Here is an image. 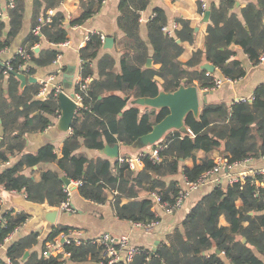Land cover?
Masks as SVG:
<instances>
[{
    "label": "trees",
    "instance_id": "1",
    "mask_svg": "<svg viewBox=\"0 0 264 264\" xmlns=\"http://www.w3.org/2000/svg\"><path fill=\"white\" fill-rule=\"evenodd\" d=\"M47 1L57 8L63 0ZM150 1L120 0L118 24L124 33L118 41L123 53L121 71L116 70L114 55L106 53L99 58L98 77H94L93 62L99 57L104 42L100 34H89L86 46L79 52L81 78L88 79V86L82 92V106L61 157L52 145L35 154L25 152V134L53 125L52 119L59 116L61 107L54 90L47 98H37L29 104L28 95H39L42 85L33 83L23 90L17 74L32 76L38 68L53 64L58 53L56 48L36 53L34 47L43 38L52 44L67 40L70 29L87 24L100 10L103 0H83L81 13L74 21H68L65 14L57 12L52 21L42 25L36 33L39 9L32 31L21 44L22 53L18 50L11 59L14 71L7 76L0 74V136L3 138L0 166L15 155H21L16 163L0 169L3 195L23 191L30 201L61 207L70 198L63 181L66 176L81 183L79 192L87 200L105 204L109 202L111 192L115 194V211L120 219L148 224L160 219L153 210L157 202L155 196L160 205H173L177 201L182 185L176 179L167 181L165 178L179 174L182 163L188 158L196 161V151H204L205 156L193 167H184V178L189 182L199 180L213 168L215 151L229 164L264 159V84L257 87L250 100L231 104L207 102L198 116L188 113L184 119L187 132L173 129L153 146L152 151L143 152L141 171L136 172L128 162H123L119 163L118 174L113 175L109 159L77 155L76 151L82 146L101 150L106 145H131L151 133L170 113L167 107L144 111L130 107L131 97L155 98L161 92L174 93L183 86H195V82L202 89L212 90L214 76H208L201 68L205 61L219 71L216 75L233 80L244 77L246 70L241 61L233 59L232 45H240L254 64L260 62L264 53V0H247L241 16L234 11L241 0H222L218 6H211L205 47L196 51L186 63L179 59L185 49L184 43H192L196 37L189 20L177 18L182 28L169 35L164 31L167 15L158 7L148 21L147 38L141 36V13ZM11 2L8 24L0 14V51L11 46L24 23L25 0ZM35 4L41 7L43 1L36 0ZM150 58L157 68L146 67ZM23 65L25 68L19 71ZM3 66L0 62V68ZM106 89L110 92L106 93ZM34 108L40 111L38 116L31 115ZM155 149L159 160L153 157ZM45 162L55 163L58 170L43 169L38 179L33 176L35 170L30 175L25 173V168L30 170ZM145 188L151 197L141 198L140 193ZM122 198L129 201L121 204ZM2 217L5 220L0 223V246L17 227L26 224L29 216L25 211L9 209L3 211ZM222 218L228 223L225 228L220 226ZM181 225L175 227L166 242L155 251L138 247L130 261L121 259L116 264H227L226 261L230 264H264V176L249 177L244 182L228 185L214 184L189 210ZM68 230L66 226L55 227L43 241L44 248L40 253L34 249L39 243V232L31 230L15 237L7 251L11 264H59L61 256H45V246L61 234H67ZM64 247L70 252L72 263L94 261L100 264L103 261L104 248L90 240L82 245ZM26 252L30 254L24 259Z\"/></svg>",
    "mask_w": 264,
    "mask_h": 264
},
{
    "label": "crops",
    "instance_id": "2",
    "mask_svg": "<svg viewBox=\"0 0 264 264\" xmlns=\"http://www.w3.org/2000/svg\"><path fill=\"white\" fill-rule=\"evenodd\" d=\"M36 0H25V12H24V23L23 27L11 44V46L5 50L0 51V62L5 63L7 61H11L14 54L21 49V44L23 40L28 36V34L32 31L35 24V17L37 16V12L40 9L39 17L46 16L50 10H53L56 14L57 12H62L66 15L68 21H74L77 17H79L81 13V6L83 0H63L61 4L57 8H53L50 6V1H43L41 7L39 5L36 7ZM222 0H207L208 10H210L211 6H218ZM255 1V0H251ZM12 3V2H11ZM10 0H0V14L5 20V22L9 23L8 18V8L12 7ZM119 3L120 0H103L102 6L100 10L94 15V17L87 23L81 26H74L70 29L69 38L71 41L70 47H65L62 50L63 57L59 63H53L49 66L38 68L35 75L27 76V77H36V84H41V81L48 80L50 76L56 75L57 83L61 84L64 88V91L68 94L77 93V89L79 88V83L84 81L81 78V67L82 60L80 57V50L84 48L87 44L88 36L90 33H98L104 36V42L107 37H111L114 39L112 48H101L99 53V57L93 62V66L95 68L94 77H98V60L99 58L106 54H112L116 58V70L119 72L122 70L121 59L123 57V53L119 49L118 41L124 36L123 31L119 28L118 17H119ZM247 5V0H241L237 3L235 8V13L241 16V9H243ZM164 9L167 15V26L173 29V34L176 29H181L182 25L177 22V18H183L190 21L191 26L194 28L196 37L195 41L185 42V49L181 56L179 57L180 61L183 63L188 62L194 55V53L198 50H203L205 47V41L207 36V29L210 23L209 21H204V15L201 13V8L199 4V0H151L148 7L141 13V36L146 39L147 38V24L151 17L155 14L156 8ZM174 24H177V27L174 28ZM9 27V25H8ZM35 52L39 53L43 49L47 48H55V45L50 43L46 38H43L41 43L34 47ZM232 49L235 52L233 55V59H237L242 62L246 74L244 77L234 80L232 83H224L221 87L212 89V93L208 95V103H221L226 102L231 104L237 99L240 98H249L251 99L254 95L255 90L261 84H264V61L254 64L248 55L244 52L243 48L238 45H232ZM264 54V53H263ZM262 54V55H263ZM261 59V57H260ZM207 63L206 61L203 63ZM153 67H158V65L152 64ZM216 70L213 75L218 78H225L220 75H216ZM24 74V73H23ZM8 75V74H7ZM4 75V76H7ZM216 75V76H215ZM162 82L161 79H159ZM33 84L32 82H27V84L21 88L24 90L29 85ZM195 86L198 88L199 93V101H200V110L199 114L202 110L203 105V92L208 89H202L197 82H195ZM51 90L49 91V93ZM106 93H109V89H106ZM48 93V94H49ZM118 94H121L119 92ZM29 100L28 103H32L33 101L38 99H45V97H40L39 95H28ZM128 97V96H126ZM47 98V97H46ZM129 106L139 107L142 111L144 109L149 110H157V107L150 104L147 99H140L131 97L129 100ZM31 115L38 116L40 111L36 108L31 109ZM79 110V109H78ZM60 118H53V125L50 127L39 130V131H28L25 134V145H26V153L35 154L42 148L47 145H52L59 155L62 156V149L64 143L68 136L72 132V128L68 131H61L58 126ZM2 121L0 119V125ZM20 135H23V132H19ZM160 139H163L165 135ZM159 139V140H160ZM3 140V138H2ZM0 141V143L2 142ZM158 140V141H159ZM157 142V141H156ZM135 143H138L136 146ZM134 145H124L118 144L120 155L116 159H111L107 155L101 153V150L88 149L84 146L80 147L76 153L79 156H84L89 159H94L99 156L107 158L110 160V172L113 175H117L119 172V162L118 160L121 158H137L143 152L152 151L155 143L149 141L145 142V140H139V142H134ZM107 146V145H106ZM112 146V145H109ZM115 146V145H114ZM131 147H135L134 150ZM205 153L202 150L196 151V161L193 158H188L185 160L180 169V173L175 176L166 177L165 180H178L180 184L183 186L185 182L184 178V167H193L195 162L200 163L202 158H204ZM217 156H221L218 151H215L212 154V157L215 159ZM21 155H15L10 161L1 163L0 169H4L12 164L16 163ZM250 165L256 167L264 166V159L262 160H252ZM144 165L139 164L136 166L134 171L138 172L143 169ZM43 169H53L58 170V166L55 163H41L39 166H35L32 169L28 170L25 168V173L30 175L35 170L33 176L37 179L40 177V173ZM132 169V168H131ZM243 169L242 165H236L232 169L229 170L231 174H237L239 171ZM228 172L226 171L225 174ZM74 182V181H73ZM205 186V187H204ZM198 190L192 191L190 195L185 199L183 205L176 210L174 213H167L164 208L155 203L153 210L155 214L160 218L159 223L153 227H139L136 223L120 219L115 211V201L114 195L109 192V202L105 204H95L86 198H84L78 189L70 191L69 202L74 211L69 212L60 207V215L58 218L57 226H66L69 228L68 233L72 231L79 232V237L85 241L95 242L102 234L109 233L117 237H128L131 246L135 247H143L149 250L155 251L158 246L162 242H166L169 234L177 226H182V222L187 216L189 210L206 194L208 193L214 186V183H208L204 185ZM141 198L151 197L150 192L145 188L140 193ZM27 199L26 195L23 191H12L8 195H3L0 191V205L3 211L13 209L15 212L25 211L22 207V202ZM129 200L126 198H122L121 204L127 203ZM240 205V203H239ZM26 212V211H25ZM27 213V212H26ZM31 217L27 218L26 224L21 227V230L15 235L17 238L19 235H25L31 230H35L39 232V243L34 248L39 253L42 252L43 241L47 236L43 234V226L32 228L29 225ZM220 226L225 228L228 226L227 221L222 218L220 221ZM65 234V233H63ZM62 235V234H61ZM60 235V236H61ZM14 237V238H15ZM14 240V239H13ZM51 242V241H49ZM12 243V242H11ZM11 243L6 247L0 248V262H4L8 256L7 251L10 247ZM48 243V242H47ZM46 243V244H47ZM46 248V246H45ZM46 250V249H45ZM45 255V251H44ZM227 264H230L226 261ZM63 264H75L72 263L69 258L65 260ZM79 264V263H78ZM80 264H98L94 261H88Z\"/></svg>",
    "mask_w": 264,
    "mask_h": 264
},
{
    "label": "built area",
    "instance_id": "3",
    "mask_svg": "<svg viewBox=\"0 0 264 264\" xmlns=\"http://www.w3.org/2000/svg\"><path fill=\"white\" fill-rule=\"evenodd\" d=\"M200 2V8H201V13L204 15L205 12L208 10V4L207 0H199ZM13 5V2L11 3ZM54 11L50 10L46 16L40 17L39 18V24L38 26L34 29L36 33L40 32L42 25L46 23H50L52 21V16ZM177 27V24H174V28ZM164 31L167 32L169 35L173 34V29L169 28L167 25L164 27ZM101 38L104 42V36L101 35ZM55 45V48L57 49L58 53L55 59V63H59L63 57L62 50L65 47H70L71 46V41L70 39H67L61 43L58 44H53ZM19 52L22 53V50L19 49ZM261 62L264 61V54L261 56ZM4 64V68H0V74L7 75L9 72L14 71V68L12 66L11 61H7ZM25 67L24 65L19 68V71L23 70ZM21 73V72H19ZM208 76H214L213 73L207 71ZM215 80V87L219 88L221 87L224 83H232L234 82L233 79L225 77V78H218L214 77ZM41 89L39 92L40 97H46L49 93L50 90H54L55 95L58 97L61 92H65L64 88L61 84L57 83L56 81V75L50 76L48 80L41 81ZM88 86V79H85L84 81L79 83V92L75 93L74 100L78 107L80 108L82 106V100H83V95L82 92H84L87 89ZM250 100L249 98H240L235 101H247ZM62 112H60L58 118H61ZM143 154V153H142ZM142 154L137 157V158H128L124 159L121 158L118 160L119 163L123 162H128L130 167L134 170L136 169V166L139 164L143 165L142 161ZM153 157L156 160H159L158 156V150L155 149L153 150ZM252 160H245L244 162L240 163H233L229 164L228 160L223 158L222 156H217L215 158V165L213 168L206 172L199 180L195 182H189L185 179L184 185L181 187L179 196L177 201L173 205H168V204H162L161 206L164 208V210L167 213H174L176 210H178L184 203L185 199L190 195L192 191L198 190L204 185L208 183H214V184H223V185H228V184H234L236 182H244L247 178L249 177H255L258 175L264 176V166L263 167H256L250 165ZM236 165H242L243 169L239 171L237 174H231L229 172L230 169H232ZM228 172L225 174V172ZM76 186L80 185L81 183L78 182H73ZM67 191H69L70 194V189L68 186H66ZM156 201H159V198L155 196ZM64 210H67L69 212L74 211L69 200L67 202H64L61 206ZM3 209H0V223L3 222L4 217H2ZM159 221H152L151 223L145 224V223H136L137 226L139 227H148V228H153L155 227ZM21 230V227H17L15 231L10 233L4 240V243L0 246V248L6 247L9 245L15 235ZM95 243L99 244L104 248V257L103 261L100 264H116L119 260H127L130 261L134 254L138 251V247L131 246L129 242V238L122 236V237H117L109 233H104L102 234L96 241ZM82 245L83 240L79 237V232L77 231H72L68 234H62L58 238H56L54 241L48 242L46 244V250H45V256L50 257H58L61 256L59 260V264H63L67 258L70 257V252L68 250H65V245ZM11 264L10 258H7L4 262H0V264Z\"/></svg>",
    "mask_w": 264,
    "mask_h": 264
},
{
    "label": "water",
    "instance_id": "4",
    "mask_svg": "<svg viewBox=\"0 0 264 264\" xmlns=\"http://www.w3.org/2000/svg\"><path fill=\"white\" fill-rule=\"evenodd\" d=\"M211 16V10H207L204 14V21H209ZM114 39L107 37L104 42V48H112ZM178 43H181V40H178ZM152 58L148 59L146 67H153ZM202 69L214 73L216 68L213 64L207 62L201 66ZM18 78L21 81V86L24 87L27 82L36 83V77H27L23 73L17 74ZM211 90H206L203 92V102H208V95L211 94ZM75 94H68L66 92H61L58 96L60 107H61V118L59 119L58 126L61 131H68L72 128L76 114L78 112V105L74 100ZM147 99L150 104L154 105L158 109L167 107L170 110L168 116H166L160 123L156 124L153 131L148 135H145L139 138V140H145V142L158 143L162 139L164 133H168L173 129H178L182 132H187V129L184 125V119L186 115L190 112H193L195 115H199L200 110V101L199 93L197 86L190 87H181L178 91L174 93L161 92L155 98H140ZM160 139V140H159ZM2 137L0 136V141ZM159 140V141H158ZM157 141V142H156ZM119 145L115 146H105L101 153L107 155L111 159H116L120 155ZM63 181L70 190H76L77 186L73 183L71 179L66 176H63ZM22 207L27 212L28 216L31 217L29 225L32 228H37L43 226V234L48 236L52 230L55 228L58 218L60 215V207L50 206L47 202L37 203L25 199L22 202ZM246 241V239H244ZM29 252L25 253L24 259L29 256Z\"/></svg>",
    "mask_w": 264,
    "mask_h": 264
},
{
    "label": "rangeland",
    "instance_id": "5",
    "mask_svg": "<svg viewBox=\"0 0 264 264\" xmlns=\"http://www.w3.org/2000/svg\"><path fill=\"white\" fill-rule=\"evenodd\" d=\"M137 144H138V143H135V145H134V144H132V145L136 146ZM131 149L134 150L135 147H131ZM204 187H205V186H204Z\"/></svg>",
    "mask_w": 264,
    "mask_h": 264
}]
</instances>
